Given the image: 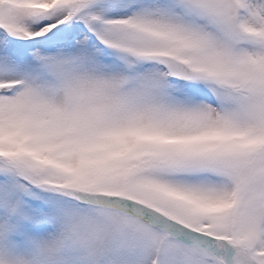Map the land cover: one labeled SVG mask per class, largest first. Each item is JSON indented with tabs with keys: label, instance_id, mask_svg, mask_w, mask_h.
Masks as SVG:
<instances>
[{
	"label": "snow or ice",
	"instance_id": "obj_1",
	"mask_svg": "<svg viewBox=\"0 0 264 264\" xmlns=\"http://www.w3.org/2000/svg\"><path fill=\"white\" fill-rule=\"evenodd\" d=\"M0 264H264V0H0Z\"/></svg>",
	"mask_w": 264,
	"mask_h": 264
}]
</instances>
